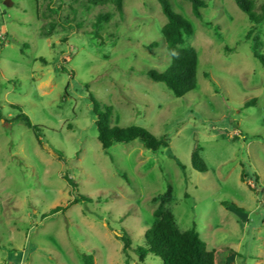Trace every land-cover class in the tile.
Listing matches in <instances>:
<instances>
[{
  "label": "rangeland",
  "instance_id": "obj_1",
  "mask_svg": "<svg viewBox=\"0 0 264 264\" xmlns=\"http://www.w3.org/2000/svg\"><path fill=\"white\" fill-rule=\"evenodd\" d=\"M6 1L0 264H84L83 254L93 264H162L153 254L140 261L135 249L168 185L163 208L181 231L196 224L216 264H264V66L246 39L252 23L235 1L206 0L198 18L189 0H168L193 25L186 45L198 52V83L183 97L145 74L171 62L158 0H124L122 16L111 4L82 0ZM263 2L256 0L257 11ZM100 13L111 19L95 26ZM261 32L264 44V22ZM89 91L113 107L112 125L142 126L166 136L168 146L150 151L134 140L105 153ZM21 112L38 134L14 121ZM196 146L207 172L192 167ZM79 195L91 202L70 204ZM122 232L131 239L127 254Z\"/></svg>",
  "mask_w": 264,
  "mask_h": 264
},
{
  "label": "trees",
  "instance_id": "obj_2",
  "mask_svg": "<svg viewBox=\"0 0 264 264\" xmlns=\"http://www.w3.org/2000/svg\"><path fill=\"white\" fill-rule=\"evenodd\" d=\"M88 5H107L111 4L122 16L124 13V0H82ZM163 14L167 21L162 27V38L166 44V50L171 58L168 68L164 71L149 69L145 74L156 82H162L169 91L176 97H183L194 90L198 83V52L190 45H186L185 37L194 33V27L189 20L182 14L175 11L168 0H158ZM193 14L202 18V8H206V0H189ZM237 6L247 15L252 25L246 35V39L251 42L252 55L264 66V53L262 51L263 41L261 26L264 22V2L256 9V0H234ZM111 14H98L95 26L104 21H109ZM157 41L149 46H157ZM62 72L73 74V70L64 63L61 65ZM89 100L92 103V112L94 113V123L97 130V139L105 153H109V148L115 143H129L139 140L142 145L150 151H158L168 146L166 136L156 137L149 130L142 126L131 125L121 127L111 124L113 107L102 103L96 99L89 91ZM254 100L247 101L246 106ZM15 122L23 123L32 128L36 134L40 131V126L32 124L29 117L22 113L14 119ZM192 167L198 172H207L208 166L201 156V149L196 146L191 154ZM124 176V175H123ZM64 179L69 184L73 192H77V183L66 172ZM125 177V176H124ZM241 180L244 181V171H242ZM172 187L162 194V202L155 208L153 215L155 222L145 232L143 246H138L135 251L140 261H144L148 254H153L161 259L162 264H216L215 251L207 247L196 229V224L186 230L181 231L174 219L171 211L163 208L164 200L171 198ZM81 200L90 201L91 199L84 195L74 198L70 204L78 203ZM58 210V209H57ZM123 242L122 251L127 254L131 248V239L126 232L117 235ZM84 264H93L91 254H83Z\"/></svg>",
  "mask_w": 264,
  "mask_h": 264
},
{
  "label": "built area",
  "instance_id": "obj_3",
  "mask_svg": "<svg viewBox=\"0 0 264 264\" xmlns=\"http://www.w3.org/2000/svg\"><path fill=\"white\" fill-rule=\"evenodd\" d=\"M6 40V33L3 28L0 29V44H2Z\"/></svg>",
  "mask_w": 264,
  "mask_h": 264
},
{
  "label": "water",
  "instance_id": "obj_4",
  "mask_svg": "<svg viewBox=\"0 0 264 264\" xmlns=\"http://www.w3.org/2000/svg\"><path fill=\"white\" fill-rule=\"evenodd\" d=\"M5 3H6L7 5H9V4H10V1L8 0V1H6Z\"/></svg>",
  "mask_w": 264,
  "mask_h": 264
}]
</instances>
